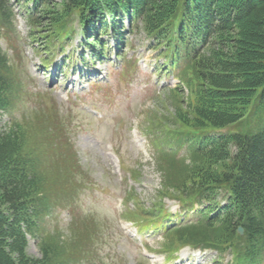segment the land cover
Returning a JSON list of instances; mask_svg holds the SVG:
<instances>
[{
    "label": "trees",
    "instance_id": "obj_1",
    "mask_svg": "<svg viewBox=\"0 0 264 264\" xmlns=\"http://www.w3.org/2000/svg\"><path fill=\"white\" fill-rule=\"evenodd\" d=\"M12 2L23 10L30 35L39 34L48 48L80 32L84 49L103 55L104 36L120 48L135 34L169 59L179 80L171 89L174 96L180 97L182 86L188 94L186 100L173 99L175 112L157 128L164 137L151 138L163 148L160 154L179 164L172 176L164 170L162 194L181 211L199 210L194 225L205 230L200 241L181 232L192 224L169 231L165 239L173 240L169 247L177 240L222 254L235 248L246 261L259 258L264 248V0ZM13 16L11 0H0V30L13 27ZM14 76L0 47V114L10 113L19 99L22 83ZM244 119V127L235 129ZM51 122L49 114L26 122L14 118L0 130V264H68L60 258L64 253L51 247L42 245L41 257L26 251L28 237H37L44 216L56 207L48 172L57 168L54 176L61 180L55 186L65 191L76 183L69 176L73 154L62 150L66 133ZM182 147L186 150L178 156Z\"/></svg>",
    "mask_w": 264,
    "mask_h": 264
},
{
    "label": "rangeland",
    "instance_id": "obj_2",
    "mask_svg": "<svg viewBox=\"0 0 264 264\" xmlns=\"http://www.w3.org/2000/svg\"><path fill=\"white\" fill-rule=\"evenodd\" d=\"M13 12L16 22L13 27H1L0 47L8 56L15 81L22 83V88L17 93L19 99L14 101L13 110L0 114V130L14 118L26 122L49 114L53 116L51 126L59 124L60 130L66 133L61 138L65 145L62 150L65 154H73L75 160L69 175L71 181L76 182L74 189L65 191L55 186V182L61 180L55 177L59 175L57 168L48 172L47 182L56 207L53 206L52 214L44 216L37 237L28 238L27 254L41 257L43 245L64 253L60 258L68 264L230 262L231 254L221 258L214 251L194 252L188 248L181 250L175 261L166 259L161 253L171 248L173 240L169 237L161 240V229L143 236L136 234L129 221L146 219V215L162 204L175 209L173 199L162 194V175L164 170L174 175L178 169L175 165L179 164H172L175 161L169 156L154 150L141 133L152 139L164 137L157 128H162L164 122H168L165 118L175 112L173 99L183 97L186 100L188 94L182 86L180 97L174 96L171 89L179 81L173 75L161 73L158 78L151 75L155 61H163V57L156 54L158 50L148 49L145 40L133 36L132 43L123 46V59L116 58V52L106 47L110 62L105 59L96 64L97 61L90 60L87 55L86 66L82 61L75 64L69 60L68 52L72 49L70 44L81 45L76 38L68 42L65 52L56 47L50 50L52 57L46 56L44 48H39L36 42H42V38L39 34L30 35L20 8L13 5ZM107 39L112 45L110 38ZM44 60L46 63L41 66ZM127 61L132 66L125 73L120 64ZM245 124L246 119L234 128L240 130ZM169 127L173 129L172 125ZM153 141L159 143L157 139ZM51 157L58 160L53 154ZM127 186L132 187V193L120 204L123 195L127 198L128 194L124 193ZM169 193L172 195L174 191L169 190ZM204 228L192 225L181 232L191 233L195 241L200 239ZM178 243L176 240L173 246ZM143 244L146 253L140 248ZM258 244L263 246L262 242ZM252 264H264V248L259 258H253Z\"/></svg>",
    "mask_w": 264,
    "mask_h": 264
}]
</instances>
